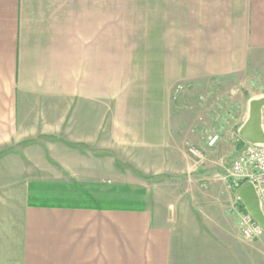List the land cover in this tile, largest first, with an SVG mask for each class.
<instances>
[{"label": "crops", "instance_id": "crops-1", "mask_svg": "<svg viewBox=\"0 0 264 264\" xmlns=\"http://www.w3.org/2000/svg\"><path fill=\"white\" fill-rule=\"evenodd\" d=\"M138 8L116 32L115 0H0V264H264L231 176L264 99V0ZM230 79L249 85L239 116L180 113ZM208 126L221 140L194 162ZM132 170L138 205L114 192ZM151 178L184 188L151 197Z\"/></svg>", "mask_w": 264, "mask_h": 264}, {"label": "rangeland", "instance_id": "rangeland-1", "mask_svg": "<svg viewBox=\"0 0 264 264\" xmlns=\"http://www.w3.org/2000/svg\"><path fill=\"white\" fill-rule=\"evenodd\" d=\"M116 2V32H122L125 27L130 29L137 26L138 24V15H139V0H115ZM130 16L131 22L130 26H126L128 23H126V17ZM125 19V20H124ZM128 20V19H127ZM125 24V25H124ZM135 25V26H134ZM245 86H249L246 82H243L240 84L237 80H226L224 85H221V89L219 88H212L210 91L206 90H199L195 91V94H189V97L186 96L184 100L182 101V108L180 110V113L183 114V116H187V113L192 115V111L186 109V105L189 102L192 105H194V112L196 115L201 113H209L212 114V112H222L223 110H226L228 112V116L237 115L239 116L240 109H244V105H242L241 101L244 103V100L248 98V92L249 90H245L242 88ZM245 85V86H244ZM209 92V93H207ZM241 104V106H240ZM220 106V108H219ZM219 108V110H218ZM200 117V121H198V124H207L210 125L209 115ZM185 120V118H184ZM197 123V122H196ZM230 123V122H228ZM186 122H184V125ZM207 131L200 135V132L195 133V136L193 138L188 139L189 146L184 147V150L186 152V156L188 159H192L194 162L205 160L206 153H205V146H209L210 141L217 135L215 131L212 130V127L208 126ZM183 140V139H179ZM221 138H218L219 142ZM234 138H227L225 141V150L226 153H229V149L232 143H235ZM184 141H186V138H184ZM217 142L210 147V150H215V146L217 145ZM131 180L134 182V185L132 186H126V187H115V194H120L122 196H125L126 198L132 200L133 205H138L139 199L143 198L144 192L141 190L142 180L139 176V174L136 171H131ZM198 171L194 173L193 176H197ZM145 181V180H144ZM146 185L148 190L150 191V196L154 197L156 190H162V189H168L173 188L177 192L178 190H181L184 188L182 183L175 182L176 185L172 186H166V183H163L162 180H155L154 178L147 179ZM240 184V182H239ZM235 205V204H234ZM236 207V206H235ZM235 210V209H234ZM238 212L237 210H235Z\"/></svg>", "mask_w": 264, "mask_h": 264}, {"label": "built area", "instance_id": "built-area-1", "mask_svg": "<svg viewBox=\"0 0 264 264\" xmlns=\"http://www.w3.org/2000/svg\"><path fill=\"white\" fill-rule=\"evenodd\" d=\"M218 141L215 136L209 143L212 147ZM231 176L240 183H251L260 200L264 215V145L244 143L243 149L233 163ZM240 232L244 239H256L264 236V230L245 211H240Z\"/></svg>", "mask_w": 264, "mask_h": 264}, {"label": "water", "instance_id": "water-1", "mask_svg": "<svg viewBox=\"0 0 264 264\" xmlns=\"http://www.w3.org/2000/svg\"><path fill=\"white\" fill-rule=\"evenodd\" d=\"M263 107L264 99L252 101L249 120L239 133L240 137L249 144L264 145V133L261 127ZM235 186L237 188V196L247 213L264 230V215L254 186L251 183H245L243 185L235 183Z\"/></svg>", "mask_w": 264, "mask_h": 264}, {"label": "trees", "instance_id": "trees-1", "mask_svg": "<svg viewBox=\"0 0 264 264\" xmlns=\"http://www.w3.org/2000/svg\"><path fill=\"white\" fill-rule=\"evenodd\" d=\"M239 185H243V183H240Z\"/></svg>", "mask_w": 264, "mask_h": 264}]
</instances>
